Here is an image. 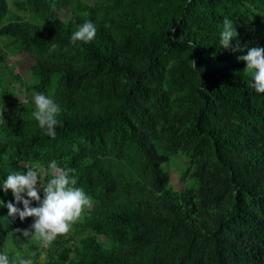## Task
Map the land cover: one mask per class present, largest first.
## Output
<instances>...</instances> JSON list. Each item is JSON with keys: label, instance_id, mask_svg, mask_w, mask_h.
Here are the masks:
<instances>
[{"label": "trees", "instance_id": "trees-1", "mask_svg": "<svg viewBox=\"0 0 264 264\" xmlns=\"http://www.w3.org/2000/svg\"><path fill=\"white\" fill-rule=\"evenodd\" d=\"M13 4L0 0V184L55 159L92 205L50 249L16 232L35 218L0 206V252L35 264L43 253L42 264H264V93L237 60L264 47V0ZM224 17L245 51L220 46ZM86 21L95 39L72 45ZM22 52L36 57L31 81L9 74L26 106L4 73ZM33 93L61 107L55 139L32 115ZM179 154L193 181L176 189L164 164ZM0 200L16 203L2 188Z\"/></svg>", "mask_w": 264, "mask_h": 264}, {"label": "clouds", "instance_id": "clouds-1", "mask_svg": "<svg viewBox=\"0 0 264 264\" xmlns=\"http://www.w3.org/2000/svg\"><path fill=\"white\" fill-rule=\"evenodd\" d=\"M220 46L233 52L245 51L239 43L235 47L232 41L238 37L236 27L228 17L222 20ZM97 35V28L91 21L79 25L71 36V44L90 43ZM246 55L237 56L238 61L246 63L245 71L252 72V83L257 93H264V47L246 49ZM32 101L35 110L32 112L39 127L46 136L56 137V127L59 123L57 116L61 112L60 105L51 96L44 93H33ZM26 106L27 98L21 100ZM26 171L13 172L0 184V188L7 194L13 193L15 204L11 201L0 206L8 209L9 216H19L21 221L29 217L35 218L27 229H16L27 240H34L40 248H48L58 237L66 235L72 224L77 221L83 211L90 208L92 199L82 187H77L75 169L61 167L57 160H51L47 167L37 162L32 166H25ZM47 177V180H45ZM43 191V197L40 193ZM38 206H33V203ZM23 204V208L17 207ZM34 255V254H33ZM0 264H34L32 259H17L6 251L0 252Z\"/></svg>", "mask_w": 264, "mask_h": 264}, {"label": "rangeland", "instance_id": "rangeland-1", "mask_svg": "<svg viewBox=\"0 0 264 264\" xmlns=\"http://www.w3.org/2000/svg\"><path fill=\"white\" fill-rule=\"evenodd\" d=\"M6 1H7L8 6L14 10V8H15L14 4H13L14 0H6ZM20 13L23 14L22 12H20ZM61 14L63 17H66L69 14V12L67 9H62ZM35 60H36V57L30 53H27V52H22V53L17 54V55H10L7 59V62H6L5 68H4V73L6 74V80L8 81V83L11 87L15 86L19 90L22 89L23 92L22 93L19 92L17 94L20 101L27 98L29 96V93L27 91H24V88H22V86L17 81H14L11 79V75L9 74L10 73L9 67H13L15 73H19L20 75H22V77L24 78V80L26 82H30L32 69L34 67ZM60 63L62 65H64L63 61H60ZM32 165H34V164H32ZM32 165H30L28 163H22L23 171H26L25 166H32ZM186 165H187V158L183 154L177 155L171 161L166 162L164 164V168L166 170H168L170 173L171 185L176 189L184 187V185L187 183V181H189L188 176L184 180L181 178L183 170L186 168ZM192 181L193 180L191 179L190 182L187 183L186 186H190ZM71 231H72V228L70 229V231L66 235H64V237H68L71 234ZM60 237H58L57 239H59ZM51 247H53V244H51L48 248L50 249ZM45 255L46 254L43 253L39 257V262L41 264L44 261ZM34 264H35V262H34Z\"/></svg>", "mask_w": 264, "mask_h": 264}]
</instances>
